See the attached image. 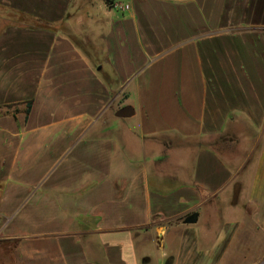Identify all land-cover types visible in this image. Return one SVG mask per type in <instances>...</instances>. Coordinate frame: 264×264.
I'll return each mask as SVG.
<instances>
[{
  "label": "crops",
  "instance_id": "1",
  "mask_svg": "<svg viewBox=\"0 0 264 264\" xmlns=\"http://www.w3.org/2000/svg\"><path fill=\"white\" fill-rule=\"evenodd\" d=\"M115 1L0 0V264H254L264 0Z\"/></svg>",
  "mask_w": 264,
  "mask_h": 264
},
{
  "label": "water",
  "instance_id": "2",
  "mask_svg": "<svg viewBox=\"0 0 264 264\" xmlns=\"http://www.w3.org/2000/svg\"><path fill=\"white\" fill-rule=\"evenodd\" d=\"M134 110L132 106L130 105H125L121 108H119L115 112V116L119 118H124V117H129L133 114ZM197 220V213H192L190 214L187 218L184 219V222L186 223H194ZM256 264H264V256L256 263Z\"/></svg>",
  "mask_w": 264,
  "mask_h": 264
},
{
  "label": "rangeland",
  "instance_id": "3",
  "mask_svg": "<svg viewBox=\"0 0 264 264\" xmlns=\"http://www.w3.org/2000/svg\"><path fill=\"white\" fill-rule=\"evenodd\" d=\"M25 23H30V21L25 20ZM254 251H252V249L250 248V250H248L247 255L249 257L252 253H254V264H256L264 256V245H256ZM246 263L250 264L251 261H248Z\"/></svg>",
  "mask_w": 264,
  "mask_h": 264
},
{
  "label": "built area",
  "instance_id": "4",
  "mask_svg": "<svg viewBox=\"0 0 264 264\" xmlns=\"http://www.w3.org/2000/svg\"><path fill=\"white\" fill-rule=\"evenodd\" d=\"M112 7L116 8L117 10H121V11L129 9V5L128 4H125V3H122V2H119V1H115L112 4Z\"/></svg>",
  "mask_w": 264,
  "mask_h": 264
},
{
  "label": "trees",
  "instance_id": "5",
  "mask_svg": "<svg viewBox=\"0 0 264 264\" xmlns=\"http://www.w3.org/2000/svg\"><path fill=\"white\" fill-rule=\"evenodd\" d=\"M105 3H106V5H108V6H112V4L114 3V0H103Z\"/></svg>",
  "mask_w": 264,
  "mask_h": 264
}]
</instances>
